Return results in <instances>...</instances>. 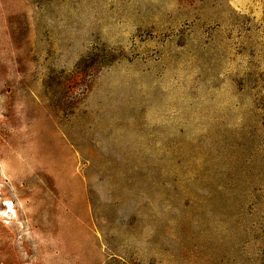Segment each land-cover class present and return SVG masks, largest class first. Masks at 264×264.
I'll return each instance as SVG.
<instances>
[{
  "label": "rangeland",
  "instance_id": "374dc122",
  "mask_svg": "<svg viewBox=\"0 0 264 264\" xmlns=\"http://www.w3.org/2000/svg\"><path fill=\"white\" fill-rule=\"evenodd\" d=\"M0 264H264V0H0Z\"/></svg>",
  "mask_w": 264,
  "mask_h": 264
}]
</instances>
